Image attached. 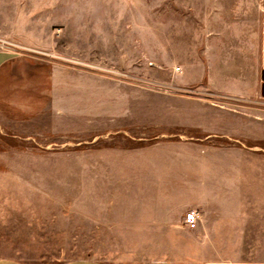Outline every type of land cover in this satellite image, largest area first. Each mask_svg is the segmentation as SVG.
I'll list each match as a JSON object with an SVG mask.
<instances>
[{
	"label": "rangeland",
	"instance_id": "1",
	"mask_svg": "<svg viewBox=\"0 0 264 264\" xmlns=\"http://www.w3.org/2000/svg\"><path fill=\"white\" fill-rule=\"evenodd\" d=\"M262 36L264 0H0V258L264 264Z\"/></svg>",
	"mask_w": 264,
	"mask_h": 264
},
{
	"label": "crops",
	"instance_id": "2",
	"mask_svg": "<svg viewBox=\"0 0 264 264\" xmlns=\"http://www.w3.org/2000/svg\"><path fill=\"white\" fill-rule=\"evenodd\" d=\"M255 45L256 46L254 49V54H255L254 67L260 69L262 71L261 73L263 74L264 73L263 71L264 70V36H262V40L260 44L256 43ZM12 58L13 56H11L7 51L0 49V68L4 64H6L9 60H12ZM55 70H56L55 67L50 68V84L52 86V106L53 108L57 109V108H61V106H64L65 103L66 105H68V103L70 104L69 99L71 97V94L67 97V95L65 94V89H64L65 87H63L62 92H60L57 89L58 84L56 83H58V79L56 76H54V73L56 72ZM67 79L62 81L64 83L63 86L68 85V89L70 92L73 89L72 91H74L75 103H79L80 105L82 103V88H83L82 77L81 75L79 76V78L75 77L73 81ZM56 91L58 94L60 93V95L63 94L64 98L66 97L65 101H63L64 102L63 104L60 103V100H57L58 98L55 97ZM260 94H261V90H260ZM258 109L260 110L258 115L264 117V107L260 106ZM0 264H24V263L13 258H0ZM60 264H103V263L94 259L79 258V259L68 260ZM142 264H181V263L174 260H153Z\"/></svg>",
	"mask_w": 264,
	"mask_h": 264
},
{
	"label": "built area",
	"instance_id": "3",
	"mask_svg": "<svg viewBox=\"0 0 264 264\" xmlns=\"http://www.w3.org/2000/svg\"><path fill=\"white\" fill-rule=\"evenodd\" d=\"M197 215L193 211H187L183 215V222L189 228H193L196 225Z\"/></svg>",
	"mask_w": 264,
	"mask_h": 264
},
{
	"label": "water",
	"instance_id": "4",
	"mask_svg": "<svg viewBox=\"0 0 264 264\" xmlns=\"http://www.w3.org/2000/svg\"><path fill=\"white\" fill-rule=\"evenodd\" d=\"M260 90H261V95L264 96V78L262 79Z\"/></svg>",
	"mask_w": 264,
	"mask_h": 264
}]
</instances>
